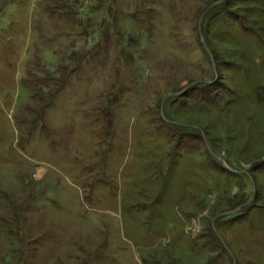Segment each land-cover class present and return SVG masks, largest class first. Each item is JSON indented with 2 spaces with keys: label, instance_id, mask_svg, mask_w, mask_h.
<instances>
[{
  "label": "rangeland",
  "instance_id": "1",
  "mask_svg": "<svg viewBox=\"0 0 264 264\" xmlns=\"http://www.w3.org/2000/svg\"><path fill=\"white\" fill-rule=\"evenodd\" d=\"M0 264H264V0H0Z\"/></svg>",
  "mask_w": 264,
  "mask_h": 264
},
{
  "label": "water",
  "instance_id": "2",
  "mask_svg": "<svg viewBox=\"0 0 264 264\" xmlns=\"http://www.w3.org/2000/svg\"><path fill=\"white\" fill-rule=\"evenodd\" d=\"M212 5H210V6H208L204 11H203V13L201 14V16H203V14L211 7ZM200 16V17H201ZM189 86H191V84L190 85H187V87H189ZM249 203V200H247L242 206H245V205H247ZM241 207V206H240ZM228 214H230V212H222V213H220V214H218V215H216V217L215 218H218V217H221V216H225V215H228Z\"/></svg>",
  "mask_w": 264,
  "mask_h": 264
}]
</instances>
